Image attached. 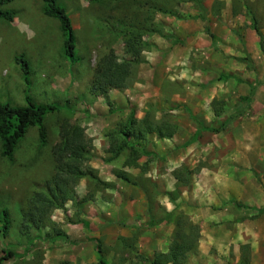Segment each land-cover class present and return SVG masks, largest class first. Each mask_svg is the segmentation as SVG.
<instances>
[{
  "label": "rangeland",
  "instance_id": "374dc122",
  "mask_svg": "<svg viewBox=\"0 0 264 264\" xmlns=\"http://www.w3.org/2000/svg\"><path fill=\"white\" fill-rule=\"evenodd\" d=\"M197 1L209 5L207 21ZM59 2L75 30V65L43 0H13L4 9L14 21L0 19V103L68 106L46 117L44 142L30 127L13 160L0 144V215L7 209L11 221L0 256L17 255L4 264H149L143 247L168 249L180 214L200 221L185 264H264V215L223 206L264 207V0ZM106 59L129 76L123 88L94 93ZM131 118H147L141 130L177 133L179 145L199 124L222 131L181 150L133 129L130 148L121 132ZM75 133L82 139L65 152ZM167 203L173 221L154 226Z\"/></svg>",
  "mask_w": 264,
  "mask_h": 264
},
{
  "label": "trees",
  "instance_id": "16d2710c",
  "mask_svg": "<svg viewBox=\"0 0 264 264\" xmlns=\"http://www.w3.org/2000/svg\"><path fill=\"white\" fill-rule=\"evenodd\" d=\"M13 0H0V19L6 22H13L16 16L14 11L4 9V6L10 4ZM90 2H102L104 0H88ZM199 6L204 11V15L200 18L202 21H207L206 8L201 1H197ZM43 14L48 18H52L59 22L62 34H63V52L67 61L71 65H75L80 62V58L77 55L76 45L77 38L75 30L73 28L72 20L67 13V10L62 6L59 0H43ZM254 29L257 28L254 26ZM212 42L215 43V37L209 32ZM245 58L242 60L246 65L253 67L254 62L249 56L247 49L244 48ZM15 63L21 70L23 78L27 86L31 85V64L24 54H19L15 56ZM108 59L104 60L100 65L98 70L99 74L96 76V82L93 85V92L105 93L111 88H123L125 85V76L128 77V71L121 67H116L112 70L110 65L108 66ZM258 83L252 84V89L255 90ZM254 93H252L253 95ZM25 106H13L10 103H0V144L2 148V156L13 160L14 153L20 142L24 139L27 131L30 127H36L39 130L40 137L44 142L46 140V129L44 127L45 119L48 115L56 114L61 111L68 110L67 103L64 105L58 103L49 104H37L30 97L25 100ZM147 123V118L142 121H137L136 118H131L128 121V125L121 135L124 136L125 142L128 146H132L129 143L128 134L133 130H138V124ZM128 131V133H127ZM137 137L139 139H146L151 133H155L158 138L170 139L173 137L174 132L170 131L168 134L163 133L161 130H153L150 127L145 129H139ZM204 131L220 133L221 129L206 128L199 124L198 130L188 142L184 143L178 149H185L190 147L192 144L196 143L200 134ZM82 139V134H72L71 138L65 136L63 150L68 152L71 150L77 140ZM130 148H133L130 147ZM177 178V177H176ZM178 179V178H177ZM179 181V179H178ZM228 204H233L237 208L255 211L257 215L253 217L254 219L264 215V207L259 208L256 206L242 205L234 201L223 202V206ZM180 214L178 219L182 217L188 221L187 230L190 234H183L186 232L183 230L182 223L178 220L175 229V240L172 243L170 249L167 252H156L152 260L147 259L149 264H185L188 255L192 253V250L197 247L200 240V233L198 231V226L194 225L187 215ZM173 217V213L167 214L166 219L160 223H152L154 226H159L162 224H169ZM0 232L7 236L10 230L11 221L9 211L3 209L0 215ZM17 255L13 251H3V255L0 256V264H4L8 260L15 258ZM99 264H106L103 260H100Z\"/></svg>",
  "mask_w": 264,
  "mask_h": 264
},
{
  "label": "crops",
  "instance_id": "0c3cea01",
  "mask_svg": "<svg viewBox=\"0 0 264 264\" xmlns=\"http://www.w3.org/2000/svg\"><path fill=\"white\" fill-rule=\"evenodd\" d=\"M204 3H206L205 1H204ZM204 6H206V7H208L209 5H207V3H206V5L205 4H203ZM205 7V8H206ZM229 8V7H228ZM231 8H232V6H231ZM208 19V18H207ZM255 45V44H254ZM253 48L255 49V48H258V47H255V46H253ZM197 130H198V127L197 128H195L194 130H193V132L191 133V135L189 136V138L186 140V141H184V143H186V142H188L193 136H195V134H196V132H197ZM205 134H208L207 133V131H204V132H202L201 134H200V136H199V138H198V140H197V142L196 143H198V142H200L202 139H203V136H205ZM205 138V137H204ZM179 139V135L176 133V134H174L173 135V137L172 138H170V139H167V142H169V144H171L172 146H173V149H175L176 148V146H177V148L178 147H180V146H182L184 143H182V144H180L179 145V143H177V140ZM196 143H194V144H196ZM194 144H192V145H194ZM191 145V146H192ZM190 146V147H191ZM186 149H188V148H186ZM182 150V149H181ZM184 150V149H183ZM183 166V165H182ZM170 176H171V174H170ZM172 190V189H171ZM247 206H249V205H247ZM250 207H252V206H250ZM257 207V206H256ZM172 210H173V207L171 206V204L170 203H167L166 204V207H165V211H166V216H167V214H170V213H172ZM255 212V211H254ZM225 217V219H227V217H226V215H224ZM189 217V216H188ZM146 219H148V221H149V218L146 216L145 217ZM145 218H143L144 220H145ZM173 218L174 217H172V219H171V221H170V223L173 221ZM189 219H190V221L195 225V223L194 222H200L199 221V217L198 216H196V217H193V216H191V217H189ZM228 220H230V219H227V220H225V221H228ZM196 226H198L197 224H196ZM107 231V230H106ZM200 241H201V238H200V240H199V244H200ZM173 243V242H172ZM172 243L169 245V247H167L168 249H166V250H161V249H156L157 248V246L155 245V244H153V246L151 247V248H146V247H143V250L141 251L142 252V254L147 258V259H150V260H152L153 258H154V255H155V253L156 252H167L169 249H170V247H171V245H172ZM143 246V245H142Z\"/></svg>",
  "mask_w": 264,
  "mask_h": 264
}]
</instances>
